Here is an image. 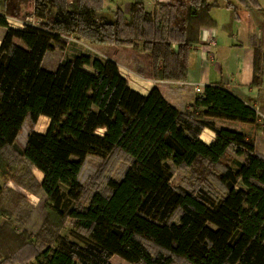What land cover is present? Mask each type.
I'll use <instances>...</instances> for the list:
<instances>
[{"label":"trees","instance_id":"1","mask_svg":"<svg viewBox=\"0 0 264 264\" xmlns=\"http://www.w3.org/2000/svg\"><path fill=\"white\" fill-rule=\"evenodd\" d=\"M86 1L0 0V156L26 121L50 120L45 133H29L22 156L42 173L40 188L57 218L82 194L78 176L87 157L120 150L130 158L122 178L107 182L108 194L94 193L86 208L67 211L75 241L57 237L32 264H111L115 256L127 264H264V158L254 145L261 126L248 103L206 86L179 112L157 88L147 96L133 91L114 61L80 55L55 72L41 66L65 37H75L132 48L146 55L154 79L181 81L200 30L215 25L211 11L236 7L229 0H170L149 13L134 2L128 17L116 10L108 22L100 15L104 0ZM11 13L42 22L14 29ZM141 65L136 60L145 74ZM261 67L259 48L252 86L261 84ZM216 121L240 130L219 129ZM206 128L215 133L209 146L200 140ZM230 154L242 159L238 167L225 161ZM199 164L218 170L221 197L171 185L173 168Z\"/></svg>","mask_w":264,"mask_h":264},{"label":"rangeland","instance_id":"2","mask_svg":"<svg viewBox=\"0 0 264 264\" xmlns=\"http://www.w3.org/2000/svg\"><path fill=\"white\" fill-rule=\"evenodd\" d=\"M257 1L264 9V0ZM82 2L87 1L82 0ZM220 8L214 9L212 14L218 16L225 13L224 8ZM100 15L102 17V14ZM7 19L10 26L15 25L18 28L23 27L25 22L36 26L42 22L37 17L29 16L21 19L12 13L8 14ZM4 32V28H0V33L4 34ZM80 44L85 53L104 60L103 54L108 55V50L111 49L106 48V45H92L82 40ZM83 50L80 51L83 52ZM76 53V50L66 46V43L62 46H55L54 50L45 55L41 65L42 69L55 72L60 64L73 59ZM47 125L48 122L44 118L39 119L35 124L26 121L13 146L1 153L0 264H32L35 254L43 247L51 245L57 237L75 241L73 231L77 233V230L71 218L67 216V211L86 208L94 193L108 194L107 182L120 180L130 165V158L120 150L113 151L105 158L87 157L78 176L82 194L76 202H66L61 210L62 216L57 218L51 212L46 196L40 188L42 175L22 156L29 133L31 131L43 132ZM231 158H234L232 154L225 161H230L231 167H235L234 161L236 162L237 159L232 160ZM3 174L7 175L6 180L3 179ZM171 185L176 190L185 189L195 193L204 189L216 198L225 193V189L218 181V170L205 167L203 164H199L196 169L173 168ZM61 190L63 193L67 192V188L63 186ZM110 263L127 264L116 256L110 260ZM173 264L187 263L175 260Z\"/></svg>","mask_w":264,"mask_h":264},{"label":"crops","instance_id":"3","mask_svg":"<svg viewBox=\"0 0 264 264\" xmlns=\"http://www.w3.org/2000/svg\"><path fill=\"white\" fill-rule=\"evenodd\" d=\"M169 1L104 0L102 17L108 22H113V14L116 10H120L125 17H128L130 6L134 2L142 3L146 12L152 13L157 4H168ZM229 1L236 7L235 9L221 7L220 9L224 8L225 13L218 16L212 14V11L217 8L211 11V18L215 23L212 29L215 30L216 34V44L212 49L213 61L210 62L206 54L193 49L192 46H196V44L192 45L184 80L154 79L151 76L146 55L132 48L106 45V48L111 49L108 50V55H103L105 59L114 61L117 64L122 77L127 80L133 91L142 96H147L152 89L157 88L164 100L179 112L186 111L198 97L195 92V85H202L204 88L206 86L223 87L241 101L248 103L260 117L261 130L255 138L254 145L256 152L264 158V9L257 0H255L254 5L249 7L241 5L237 0ZM208 29L200 30L199 42H201L202 35H205ZM4 34L0 33V44ZM65 39L66 46L72 47L77 52L74 58L80 55L90 56L81 48L80 40L75 37H65ZM259 48L262 53L261 84L252 86L255 51ZM80 50H83V52ZM136 60L141 61V68L145 74L137 72ZM41 118L46 119L48 125L45 131H38V133H45L50 125V120L46 117H40L39 119ZM215 126L231 132H239L240 130L236 125L220 121H216ZM98 133L102 134V131ZM200 140L209 146L215 140V133L206 128L200 134ZM241 162L242 159L234 161L235 167L233 168L238 167ZM40 174L42 175V173Z\"/></svg>","mask_w":264,"mask_h":264},{"label":"built area","instance_id":"4","mask_svg":"<svg viewBox=\"0 0 264 264\" xmlns=\"http://www.w3.org/2000/svg\"><path fill=\"white\" fill-rule=\"evenodd\" d=\"M9 23V21H8ZM10 25V24H9ZM26 25H31L34 27H38L36 25H32L30 23H24L23 27L18 28L15 25L14 26H10L11 28L14 29H24ZM216 44V34H215V30L212 28H209L208 31L206 32L205 35H202L201 37V42H199V44L196 46H192L193 49L195 50H199L202 53L206 54L207 57H209V61L212 62L213 61V54H212V49L214 48ZM195 92L197 94L198 97H202L204 95V87H202V85H195Z\"/></svg>","mask_w":264,"mask_h":264}]
</instances>
